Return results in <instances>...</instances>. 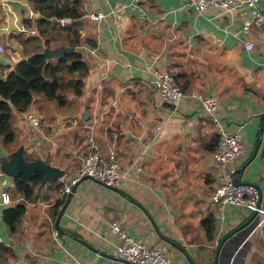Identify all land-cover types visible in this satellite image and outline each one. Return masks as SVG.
Segmentation results:
<instances>
[{
    "label": "crops",
    "instance_id": "crops-1",
    "mask_svg": "<svg viewBox=\"0 0 264 264\" xmlns=\"http://www.w3.org/2000/svg\"><path fill=\"white\" fill-rule=\"evenodd\" d=\"M257 3L264 12V0ZM78 9L73 26L87 66L80 94L66 89L55 112L47 106L53 100L32 96L27 112L40 118L35 124L20 123L11 111L13 142L0 138V158L22 145L25 159L39 157L62 168L57 179L64 185L86 151L90 125L100 150L119 160V184L109 187L90 177L72 183L59 232L53 222L62 205L51 217L58 190L39 187L32 199H22L13 178L0 171V192L11 200H0V264H130L113 249L112 219L134 238L161 246L174 264H190L187 258L193 264H264V221L245 234L236 228L250 213L245 207L217 209L210 200L220 170L211 159L216 132L189 96L194 90L213 96L224 128L240 131L244 149L226 167L257 187L264 206V28L242 34L249 6L220 11L196 10L185 0H79ZM97 10L104 15L87 17ZM38 16L31 0H0L5 70L21 57L20 40L33 33L23 20ZM245 41L253 47L246 49ZM152 68L171 73L183 91L175 106L161 102ZM256 140L254 155L238 173ZM18 202L24 211L9 229L1 212ZM208 214L210 236L201 225Z\"/></svg>",
    "mask_w": 264,
    "mask_h": 264
},
{
    "label": "built area",
    "instance_id": "built-area-1",
    "mask_svg": "<svg viewBox=\"0 0 264 264\" xmlns=\"http://www.w3.org/2000/svg\"><path fill=\"white\" fill-rule=\"evenodd\" d=\"M258 0H185L189 6L196 10H202L206 7H213L220 11L227 10L230 7L246 4L249 6V18L243 22L241 32L247 35L250 29L264 28V12L258 6ZM113 12V10H109ZM87 17L95 20L102 17L103 12L97 10L87 12ZM69 18H58L57 22L62 25ZM243 46L251 49V41H245ZM151 83L157 89L160 100L168 106H175L179 99L184 95L183 91L175 81L171 73L152 68ZM189 96L195 98L201 106L202 111L209 116L216 132V143L211 151V159L220 167L215 186L210 193V200L217 209L226 204L243 206L249 212L255 211L256 225L264 221V206L260 203V197L257 187L251 183L234 184L232 181L233 170L226 167L228 161L239 156L243 151L241 134L238 129L228 131L218 119L215 113V99L211 95H204L198 91L189 92ZM29 114V113H28ZM31 124L36 123V119L29 114ZM84 139L86 142V151L84 152L80 164L77 166L75 176L66 184L58 188L57 197H61L69 191V187L82 176H88L106 186L116 187L119 184L121 173L119 170V160L113 151L102 152L99 144L92 133L91 126L86 125L84 130ZM2 203L9 204L10 198L6 191L0 192ZM108 230L115 235L113 249L115 253L130 264H174L165 254L162 247L158 244H147L142 240L136 239L127 233L121 226L120 221L112 219L108 222ZM57 232L51 231V238L55 239ZM73 264H81L73 260Z\"/></svg>",
    "mask_w": 264,
    "mask_h": 264
},
{
    "label": "trees",
    "instance_id": "trees-1",
    "mask_svg": "<svg viewBox=\"0 0 264 264\" xmlns=\"http://www.w3.org/2000/svg\"><path fill=\"white\" fill-rule=\"evenodd\" d=\"M39 16L31 20H23V25L33 33L20 40L21 57L12 66L5 70L0 65V138L3 144L13 141V131L9 118L12 110L22 112L32 101L33 94H42L46 99L53 100L61 106L65 103L63 91L67 88L74 95H79L86 74L87 66L81 53L78 51L79 38L77 29L73 26L80 16L79 0H31ZM69 18V22L59 26L58 18ZM64 31V32H63ZM59 45L73 46V51L61 53L54 58L41 54L42 48H51ZM52 43V46L50 45ZM41 174L32 172L27 177L18 175L13 178L14 192L22 199H32L35 188L58 190L62 182L50 178L44 183L40 182ZM38 190V189H37ZM65 196L53 200L52 216L56 214L59 206L63 204ZM24 211V203L18 202L2 209L1 217L5 225L12 229ZM201 225L207 236L213 229L211 214L201 219Z\"/></svg>",
    "mask_w": 264,
    "mask_h": 264
},
{
    "label": "water",
    "instance_id": "water-1",
    "mask_svg": "<svg viewBox=\"0 0 264 264\" xmlns=\"http://www.w3.org/2000/svg\"><path fill=\"white\" fill-rule=\"evenodd\" d=\"M73 46H67V45H59L51 48H42L41 54L48 58H54L61 53L67 52V51H73ZM264 116V114L261 115V117ZM260 117V118H261ZM261 125L259 124V130ZM258 146L257 140L253 145V148L251 150L250 155L245 159V161L238 166L237 172H242L244 166L248 162V160L254 155L255 150ZM0 171L9 176L10 178L17 177L18 175H22L24 177H27L32 172H38L41 174L40 182L44 183L50 178H60L64 174V170L56 165L49 164L39 157H34L30 159H25L24 157V148L22 145H18L15 148H13L5 157L0 158ZM88 176H82V178H85ZM232 181L234 184L239 183H248L247 181H242L239 178V174H235L232 176ZM71 189L65 194V198L62 204V207L60 211L57 213L54 222L53 227L56 231H59L57 220L59 218V215L61 214V211L64 207V205L67 203L69 196H70ZM256 225V216L255 211H251L246 218L241 221L236 228H242L244 230V233L246 234ZM187 258V257H186ZM188 262L190 264H193L188 258ZM216 263V262H215ZM214 263V264H215Z\"/></svg>",
    "mask_w": 264,
    "mask_h": 264
},
{
    "label": "rangeland",
    "instance_id": "rangeland-1",
    "mask_svg": "<svg viewBox=\"0 0 264 264\" xmlns=\"http://www.w3.org/2000/svg\"><path fill=\"white\" fill-rule=\"evenodd\" d=\"M58 25L59 26H61L59 23H58ZM63 25V24H62ZM64 32V31H63ZM56 44V42H54V45L53 46H56L55 45ZM50 45L52 46V43H50ZM67 89H69V88H67ZM67 91L68 90H66V91H63V94H66L67 93ZM69 91H71V90H69ZM33 96L35 97V98H45L42 94H33ZM46 99V98H45ZM48 100V99H47ZM49 103H47V106H48V109H49V112H51V111H56V108H58L57 106V104H56V102L55 101H48ZM30 110H35L33 107H31V108H29ZM61 109H63V108H60V110ZM13 111V110H12ZM28 110L26 109V110H24V111H22V112H18V113H15L16 115V117H17V119H18V121H20V123L22 122V120H23V123L24 124H28V125H30L32 122L30 121V119H29V114H31V113H29V112H27ZM29 113V114H28ZM33 113H36V112H33ZM20 115V116H19ZM35 117V116H34ZM35 119L37 120V122H38V120L40 119V118H37V117H35ZM17 137V136H16ZM17 139V138H16ZM13 142V141H12Z\"/></svg>",
    "mask_w": 264,
    "mask_h": 264
}]
</instances>
